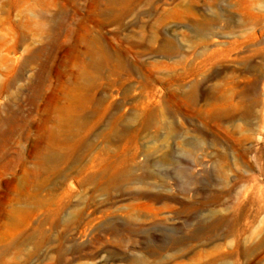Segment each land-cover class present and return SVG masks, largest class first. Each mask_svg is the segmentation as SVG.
Here are the masks:
<instances>
[{"label": "rangeland", "instance_id": "rangeland-1", "mask_svg": "<svg viewBox=\"0 0 264 264\" xmlns=\"http://www.w3.org/2000/svg\"><path fill=\"white\" fill-rule=\"evenodd\" d=\"M0 264H264V0H0Z\"/></svg>", "mask_w": 264, "mask_h": 264}, {"label": "bare ground", "instance_id": "bare-ground-1", "mask_svg": "<svg viewBox=\"0 0 264 264\" xmlns=\"http://www.w3.org/2000/svg\"><path fill=\"white\" fill-rule=\"evenodd\" d=\"M96 67V66H95ZM98 70V68H95V71H97Z\"/></svg>", "mask_w": 264, "mask_h": 264}]
</instances>
